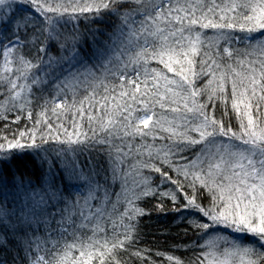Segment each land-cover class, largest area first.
<instances>
[{
	"label": "snow or ice",
	"instance_id": "snow-or-ice-1",
	"mask_svg": "<svg viewBox=\"0 0 264 264\" xmlns=\"http://www.w3.org/2000/svg\"><path fill=\"white\" fill-rule=\"evenodd\" d=\"M0 56V119H21L33 85L88 92L0 136V264H121L152 200L196 235L185 250L208 249L170 264H264V0H0Z\"/></svg>",
	"mask_w": 264,
	"mask_h": 264
},
{
	"label": "trees",
	"instance_id": "trees-1",
	"mask_svg": "<svg viewBox=\"0 0 264 264\" xmlns=\"http://www.w3.org/2000/svg\"><path fill=\"white\" fill-rule=\"evenodd\" d=\"M216 2L220 3L221 0H216ZM86 15L91 17L92 14L88 13ZM86 24H87L86 21L81 22L78 25H73L72 23H69L67 25V28L71 30L73 27H79L81 30H83ZM89 26L97 27L103 25H89ZM205 32L206 35L209 37L214 35V33L211 30H205ZM221 46L224 47L226 45L222 44ZM232 47L234 49L244 48L245 45L233 44ZM33 62L35 63L36 61ZM229 62L230 61L227 60L223 61V63H229ZM2 66H3V57L0 56V72L3 71ZM152 66H156L155 62H153ZM16 67L17 65L15 64L10 65V68L13 69V72H15ZM45 71H47V69H45ZM59 73H60V69L57 68L53 70V75H58ZM64 75H67L66 71L64 72ZM61 79H63V76H61ZM20 83H23V81H20ZM29 83H31V81H29ZM85 87L86 86L82 84L69 85L67 87H63L62 95L58 96L55 92V88L51 84H49L47 87H45L44 85H33L32 95L29 97V100L31 102L25 106L24 111L18 113L21 119L19 121L15 119L17 115V111L15 109L11 110L8 113L7 121L0 119V136L6 135L9 138H11L14 132L24 131L25 127L30 128L32 122H30L27 118V110L29 109L32 111L33 114L32 121H35L37 119L39 112L41 111L42 106L49 107L50 102L53 100L59 102V99H63L67 105H71L75 100L77 106H79V102L83 100L84 96L88 94V92L83 90ZM91 90L92 89L89 88L88 91ZM4 91L5 88L3 87L2 83H0V93H3ZM100 94H102V90L97 89V98H99ZM45 101H48L49 104H46ZM0 103H3V96H0ZM85 107H87V102H85ZM228 108L229 110L227 114L223 116V119H225L226 124L230 123L231 126L235 129L237 127V118L235 114L231 111L230 103ZM97 111L98 109H93L92 114H96ZM157 111L161 116H165L167 119L172 118L171 113L161 112L159 109H157ZM48 115H49V120L53 122V127H55L56 117L51 113L50 108ZM74 116H75L74 110L73 112L60 114V122L63 123L64 127L68 128L69 131H72V128L70 127V122L73 120ZM216 116L218 119L221 118V112L219 108L216 111ZM76 119L79 122L78 116H76ZM146 142L152 143L150 139ZM132 143H137V141H132ZM88 155L95 156L97 160L103 163L104 158L101 156H97L95 152L91 154L84 153L82 155H79L77 158L83 161ZM14 164L18 165L26 175L31 174L30 169L33 167L31 157L24 156L20 160L14 162ZM173 178L176 179L175 176H173ZM157 203H164L166 206L165 210L160 211L159 209H154L153 205ZM141 206L144 207L146 210H148L151 214L146 215L139 220V231L141 233V236L139 238L140 242L134 245L132 248L128 249L127 251L119 252L117 258L121 261V264H145V259H144L145 257H147L152 261H155V264H170V262L166 260V257L168 255H174L182 259H187V258H194V256H199L202 251L206 252L208 250L207 248L199 247V246L196 248L195 252H193L192 250H185V246H188L190 248L193 242L196 241V235H194L189 230L188 235L185 236L184 225H180L179 227H177V224L179 223V219L177 218L175 213L169 211V209L171 208V204H169L167 200H152L149 201L147 204ZM221 231L222 232L225 231L223 230V226H221ZM225 232L229 233L228 231ZM87 235H91V233L88 232ZM205 240H207V237H205L204 240L199 241V245L202 246ZM178 245L180 246V250L175 252L172 251ZM140 249H147L148 251L143 252L141 257H137L136 255H134V253ZM157 254H163V255H157ZM78 255H79L78 252L74 253V256H78Z\"/></svg>",
	"mask_w": 264,
	"mask_h": 264
},
{
	"label": "rangeland",
	"instance_id": "rangeland-1",
	"mask_svg": "<svg viewBox=\"0 0 264 264\" xmlns=\"http://www.w3.org/2000/svg\"><path fill=\"white\" fill-rule=\"evenodd\" d=\"M223 235H230V233H226L225 231L222 232ZM227 245L223 244V242H221V245L220 247L223 248V247H226Z\"/></svg>",
	"mask_w": 264,
	"mask_h": 264
}]
</instances>
